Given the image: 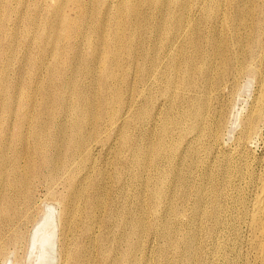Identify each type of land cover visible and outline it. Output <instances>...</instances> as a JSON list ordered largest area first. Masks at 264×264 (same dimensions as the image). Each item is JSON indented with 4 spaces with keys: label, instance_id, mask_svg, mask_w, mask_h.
Here are the masks:
<instances>
[{
    "label": "rangeland",
    "instance_id": "obj_1",
    "mask_svg": "<svg viewBox=\"0 0 264 264\" xmlns=\"http://www.w3.org/2000/svg\"><path fill=\"white\" fill-rule=\"evenodd\" d=\"M263 74L264 0H0V264H261L228 176L264 163V118L242 135Z\"/></svg>",
    "mask_w": 264,
    "mask_h": 264
},
{
    "label": "bare ground",
    "instance_id": "obj_2",
    "mask_svg": "<svg viewBox=\"0 0 264 264\" xmlns=\"http://www.w3.org/2000/svg\"><path fill=\"white\" fill-rule=\"evenodd\" d=\"M58 3H60V1L61 0H56ZM133 9H135V8H132V10ZM136 10V9H135ZM134 10V11H135ZM180 32V31H179ZM185 32V31H184ZM184 32H182V33H184ZM179 35H181V34H179ZM182 36V35H181ZM179 37V36H178ZM176 41V40H175ZM218 49V48H217ZM244 49V48H243ZM117 50V49H116ZM218 51H216V53H217ZM213 53V52H212ZM96 58H97V56H95ZM144 57H146V56H144ZM148 58V57H147ZM146 58V59H147ZM241 59V58H240ZM143 60V59H142ZM256 60V59H255ZM97 61V60H96ZM236 63V62H235ZM249 63H250V60H249ZM144 64V63H143ZM253 64V63H252ZM151 65V64H150ZM248 65V64H247ZM186 66V65H185ZM239 66H240V64H239ZM252 66V65H251ZM237 67V66H236ZM254 67V66H253ZM260 67V66H259ZM258 67V68H259ZM148 68V67H147ZM152 68V67H151ZM150 68V69H151ZM238 68V67H237ZM240 68V67H239ZM246 68V67H245ZM244 68V69H245ZM203 69V67H201V69H200V71ZM251 69V68H250ZM184 70H186V69H184ZM236 70V69H235ZM154 71V70H153ZM152 71V72H153ZM247 71H249V70H247ZM145 72V71H144ZM202 72V71H201ZM237 72V71H236ZM250 72H251V70H250ZM253 72V71H252ZM255 72V71H254ZM143 73V72H142ZM184 73H186V71L184 72ZM258 73H259V70H258ZM145 74V73H144ZM201 74V73H200ZM253 74H255V73H253ZM152 75V74H151ZM154 75V74H153ZM185 75V74H184ZM238 75V74H237ZM240 75V74H239ZM261 75V74H260ZM264 75V74H263ZM142 76V75H141ZM237 77V76H236ZM259 77H261V76H259ZM184 78H185V76H184ZM150 80V79H149ZM148 80V81H149ZM183 81V80H182ZM152 82V81H151ZM103 83H104V81H103ZM148 84V83H147ZM167 84H169L168 83V81H167ZM171 84V83H170ZM170 84H169V86H170ZM66 86V85H65ZM143 87H146V85L144 86V84H143ZM249 88V87H248ZM87 89V88H86ZM218 90V89H217ZM249 91V90H248ZM102 92H103V90H102ZM251 92V91H250ZM144 93V92H143ZM81 94V93H80ZM255 95V98H254V101H253V103H254V105L251 107V111H250V114H249V118H248V120H247V124H245V125H243L242 124V126H243V128H242V131H243V133H242V135H243V138L245 139V142L244 143H246L249 139H251V135H253L255 132H256V123L258 122H261L262 120H263V118H264V78H260V80H259V83H258V91H257V94H254ZM57 96V95H56ZM81 96V95H80ZM85 97V96H84ZM84 97H82V98H84ZM56 99H58V98H56ZM63 100V99H62ZM61 100V101H62ZM75 100H77V99H75ZM78 100H80L79 99V96H78ZM84 100H86L85 98H84ZM57 101V100H56ZM105 101V100H104ZM167 101V100H166ZM7 102V101H6ZM82 102H83V100H82ZM8 103V102H7ZM55 103H58V102H55ZM63 103V102H62ZM5 104V103H4ZM79 104V103H78ZM101 104H103V103H101ZM1 105V104H0ZM2 105H3V102H2ZM1 105V106H2ZM194 105V104H193ZM197 105V104H196ZM4 106H6V105H4ZM58 106V105H57ZM59 106H61L60 104H59ZM103 106V105H102ZM126 106V105H125ZM198 106V105H197ZM7 107V106H6ZM80 107V106H79ZM57 108V107H56ZM192 108V107H191ZM70 109V108H69ZM193 109H194V107H193ZM57 110V109H56ZM60 110H61V107H60ZM129 110V109H128ZM161 110V109H160ZM28 112H29V109L27 110ZM65 111H67V110H65ZM69 111V110H68ZM71 111V110H70ZM130 111V110H129ZM196 111V110H195ZM197 111H198V109H197ZM75 112V111H74ZM74 112H72L71 111V113H72V115L73 116H75L74 115ZM77 112H78V110H77ZM126 112L127 111H125V113L124 114H126ZM156 112V111H155ZM159 112V111H158ZM190 112V111H189ZM66 113V112H65ZM70 113V112H69ZM79 113H80V110H79ZM129 113V112H128ZM4 114H6V115H9V114H7V112L6 113H4ZM24 115V114H23ZM27 115V114H26ZM79 115V114H78ZM191 115H193V114H191ZM195 115V114H194ZM206 115V114H205ZM72 116V117H73ZM81 116H83V114L81 115ZM127 116V115H126ZM207 116V115H206ZM247 116V115H246ZM158 117V116H157ZM75 118V117H74ZM83 118V117H82ZM93 118H94V116H93ZM100 118V117H99ZM191 118H192V116H191ZM190 118V119H191ZM205 118V117H204ZM77 119V118H76ZM81 119V118H80ZM125 119V118H124ZM157 119V118H156ZM25 120V119H24ZM23 120V121H24ZM29 120V119H28ZM28 120H27V122H28ZM55 120V119H54ZM101 120V119H100ZM192 120V119H191ZM206 120V119H205ZM211 120V119H210ZM215 120V119H214ZM218 120V119H217ZM227 120V119H226ZM241 120V119H240ZM243 120H245V119H243ZM33 121V120H32ZM81 121H82V119H81ZM124 121V120H123ZM234 121V120H233ZM78 122V121H77ZM193 122V121H192ZM214 122V121H213ZM54 123V122H53ZM71 123V122H70ZM94 123V122H93ZM158 123V122H157ZM215 123L217 124V121H215ZM244 123V122H243ZM92 124V123H91ZM155 124V123H154ZM177 124V123H176ZM202 124H203V122H202ZM231 124H233V123H231ZM24 125V124H23ZM35 125V124H34ZM77 125H80V124H77ZM82 125V124H81ZM194 125V124H193ZM5 126V125H4ZM22 126V125H21ZM21 126H19L18 128L21 130L22 129V131H23V127L21 128ZM26 126V125H25ZM28 126V125H27ZM30 126V125H29ZM36 126V125H35ZM75 126V125H74ZM156 126V125H155ZM164 126V125H163ZM196 126V125H195ZM194 126V127H195ZM238 126V125H237ZM3 127V126H2ZM6 127V126H5ZM14 127V126H13ZM31 127V126H30ZM29 127V128H30ZM48 127V126H47ZM49 127H50V125H49ZM51 127H53V126H51ZM77 127H79V126H77ZM121 127V126H120ZM26 128V127H25ZM44 127H42V129H39L38 131H35L34 132V139L35 140H38V139H41V137L44 135V129H43ZM263 128V127H262ZM79 129H80V127H79ZM152 129L154 130V128L152 127ZM161 129V128H160ZM191 129V128H190ZM194 129V128H193ZM192 129V130H193ZM12 130V129H11ZM25 130V129H24ZM29 130H31V129H29ZM35 130H36V127H35ZM51 130V129H50ZM81 130H82V127H81ZM81 130H79V132H81ZM99 130H100V128H99ZM48 131H49V129H48ZM228 131V130H227ZM17 132V131H16ZM19 132V131H18ZM52 132V131H51ZM72 132V131H71ZM117 132H118V130H117ZM164 132H166V131H164ZM213 132H214V129H213ZM20 133V132H19ZM189 133V132H188ZM17 134V133H16ZM48 134H49V132H48ZM72 135H74L73 133H71ZM79 134H81V133H79ZM166 134V133H165ZM216 134V133H215ZM69 135H70V133H69ZM231 136V135H230ZM1 137V136H0ZM9 137V136H8ZM11 137V136H10ZM15 137H17V136H15ZM20 137H21V134H20ZM74 137H75V135H74ZM73 137V138H74ZM162 137V136H161ZM216 137V136H215ZM229 137V136H228ZM200 138V137H199ZM53 139V138H52ZM216 139H217V137H216ZM8 140H9V138H8ZM74 140V139H73ZM77 140V139H76ZM160 140V139H159ZM10 141V140H9ZM96 141V140H95ZM217 141V140H216ZM249 141H251V140H249ZM248 141V142H249ZM98 142V141H97ZM8 143H10V142H8ZM76 143V142H75ZM95 143V142H94ZM160 143V142H159ZM242 143V142H241ZM72 144V143H71ZM151 144V143H150ZM240 144V143H239ZM11 145V144H10ZM84 145H85V143H84ZM153 145V144H152ZM152 145H151V147L150 148H152ZM159 145V144H158ZM244 145V144H243ZM9 146V145H8ZM47 146V145H46ZM45 146V147H46ZM52 146V145H51ZM72 146V145H71ZM75 146V145H74ZM87 146V145H86ZM90 146V145H89ZM7 147V146H6ZM34 147H35V149L38 151H40V147L36 144V145H34ZM43 147V146H42ZM161 147V146H160ZM164 147V150H165V146H163ZM162 147V148H163ZM10 148V147H9ZM44 148V147H43ZM71 148H73V147H71ZM82 148V146L81 147H77V145H76V150H80ZM25 149H27V148H25ZM75 149V148H74ZM73 149V151H72V155L73 154H75V150ZM87 149V148H86ZM86 149H84L85 151H86ZM160 150H161V148H159ZM159 149H158V152H159ZM8 150V149H7ZM44 150V149H43ZM65 150H67V149H65ZM68 150H69V148H68ZM71 150V149H70ZM135 150V149H134ZM151 150V149H150ZM164 150H162V151H164ZM168 150V149H167ZM166 150V151H167ZM28 151V150H27ZM81 151V150H80ZM90 151V150H89ZM45 152V151H44ZM69 152V151H68ZM67 152V153H68ZM79 152V151H78ZM150 152V151H149ZM152 152V151H151ZM2 154H3V151L1 152ZM71 153V152H70ZM161 153V152H160ZM167 153V152H166ZM24 154V153H23ZM26 154H27V152H26ZM81 154H82V152H81ZM89 154V153H88ZM45 155V154H44ZM65 155H67L66 153H65ZM71 155V156H72ZM80 155V154H79ZM59 156L60 155H57L56 157H53V158H47V157H39L40 159H38V163H36V165H33V166H30L29 167V172H30V176H33V175H35V174H38L39 173V170H40V167H42V168H50V169H54V168H56L57 167V164H58V158H59ZM70 156V157H71ZM162 156V155H161ZM16 159V158H15ZM66 159V158H65ZM159 159H160V157H159ZM13 160V159H12ZM68 160H69V158H68ZM68 160H65V164L67 165V163H66V161L68 162ZM243 156L241 155V154H239L238 153V165L236 166V165H234V163H233V166H231L230 167V176H228V181H230L231 183L233 182V179H235L234 178V176L236 177V175H238V198H236V199H234L233 201H232V204L235 206L236 204H238L237 206H238V209L239 208H243V210H242V218H244V216L246 217L247 216V219L249 218V220H250V224H251V227H252V229L255 231V233H257V235L259 236V245H260V249H261V252L263 253V257L261 258V264H264V163L261 165V168H260V170L256 173H254L252 170H251V167H250V165L245 161V163L244 164H242L243 162ZM7 162H8V160H7ZM73 163V162H72ZM228 165V164H227ZM68 166V165H67ZM229 166V165H228ZM254 166V165H253ZM260 166V165H259ZM4 167L5 166H2L1 168H0V192H1V190H2V188H3V186H4V184H2V181L4 180L3 179V175L5 174V170H4ZM227 167V166H226ZM228 168V167H227ZM226 168V169H227ZM257 169V168H256ZM19 170V168H18V166H17V164H12V166H11V172L12 173H17V171ZM228 170V169H227ZM228 170V171H229ZM4 171V172H3ZM208 172V171H207ZM203 173V172H202ZM234 174V176H232V174ZM211 176V175H210ZM223 176H225V175H223ZM209 179V178H208ZM29 181H30V178L29 177H27V178H25V177H22V176H18V175H16L15 176V179L12 181V186H14L15 188V192L16 193H18L19 192V189H23L24 191H25V193L27 194V198H28V196H29V194H30V190H25L23 187H25V186H27L28 185V183H29ZM77 181V180H76ZM208 182H209V180H208ZM229 182V183H230ZM240 182H245L246 184L245 185H247V186H252L253 187V189H254V197H253V200H251L250 201V207H248L249 209H247L246 207H244V205L246 204V201H245V198H244V196L241 194L242 192H243V188L240 186ZM210 183V182H209ZM240 183V184H239ZM6 184H7V186H10L11 187V183L10 182H7L6 181ZM221 188V187H220ZM241 190H242V192H241ZM159 191V190H158ZM209 191V190H208ZM201 192V191H200ZM214 192V191H213ZM247 192V191H246ZM156 193V192H155ZM159 193V192H158ZM206 193H207V191H206ZM245 194V193H244ZM208 195V194H207ZM1 196V195H0ZM209 196V195H208ZM157 197V196H156ZM155 197V198H156ZM207 197V196H206ZM224 197V196H223ZM246 197V196H245ZM157 199V198H156ZM155 199V200H156ZM227 199V198H226ZM198 200L201 202V204H202V202L205 200V196L203 195V193H200L199 194V196H198ZM207 200V199H206ZM218 200H219V197H218V195L216 194V193H213V196L211 197V202H212V206L214 207L213 208V210H212V215L214 216V217H216V220L219 222L220 220H219V217H218V215H217V212H218V208H219V204H218ZM29 201V200H28ZM204 203V202H203ZM203 206V205H202ZM203 208V207H202ZM100 209V208H99ZM209 210V209H208ZM200 211V210H199ZM14 212H16V210H11L8 206H6V205H1L0 204V234H1V228L3 227V226H9L10 224H12L13 223V216H11ZM18 212V211H17ZM16 212V213H17ZM200 212H202V211H200ZM210 212V211H209ZM223 214V213H222ZM201 216V215H200ZM240 218V217H239ZM222 219V218H221ZM200 220V219H199ZM246 220V219H245ZM91 221V220H90ZM200 222V221H199ZM223 222V221H222ZM178 224V223H177ZM200 224V223H199ZM246 224V223H245ZM45 225V224H44ZM216 225V224H215ZM217 226V225H216ZM249 226V225H248ZM40 227V226H39ZM94 227V226H93ZM138 227H139V222L138 221H136L135 222V224H134V231H137L138 230ZM218 227V226H217ZM197 229V228H196ZM12 230V229H11ZM36 230V229H35ZM92 230V229H91ZM199 230V229H198ZM207 231V230H206ZM198 232H200V230L198 231ZM94 233V232H93ZM37 235V234H36ZM200 240V239H199ZM198 244V243H197ZM197 246V245H196ZM219 246V245H218ZM1 247V246H0ZM0 250H2V249H0ZM111 251V250H110ZM1 252V251H0ZM220 252V251H219ZM2 254V253H1ZM121 264H122V262H121Z\"/></svg>",
    "mask_w": 264,
    "mask_h": 264
}]
</instances>
